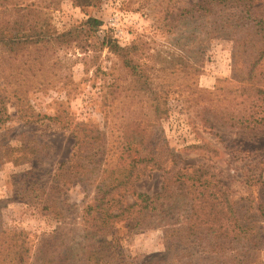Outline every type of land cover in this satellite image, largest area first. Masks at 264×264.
<instances>
[{
	"label": "rangeland",
	"instance_id": "1",
	"mask_svg": "<svg viewBox=\"0 0 264 264\" xmlns=\"http://www.w3.org/2000/svg\"><path fill=\"white\" fill-rule=\"evenodd\" d=\"M197 1L101 0L95 5L79 6L72 0H3L0 9L6 7V11L0 12V30L6 35L13 32L16 14H22L15 11L18 6L27 5L31 14L35 8L41 18L46 17L47 27L58 33L95 16L103 22L96 35L101 37L108 30L130 59L127 64L103 49L96 60L83 61L78 58V49L55 45L39 51L31 48L23 56L17 54V59L6 61L4 58L12 54L0 45V80L39 81L35 92L28 95V106L40 116H51L26 123L16 118L12 98L7 105L10 143L18 145L20 134L25 133L44 146L34 163L6 162L0 166V213L5 226L40 235L58 226L73 227L42 209L39 200L20 198L17 192L26 185L29 179H25V173L33 167L36 169L30 176L40 174L52 183L50 176L58 163L71 157L76 149L72 132L76 121L105 131L107 147L114 146L117 139L122 141L119 125L128 121V126L140 133L151 134L150 145L162 143L173 151L174 161L165 162L160 169H147L132 183L135 190L149 194L160 192L166 184L171 187L176 195L158 202L159 213L169 212L170 223L182 221L184 204L188 203L184 190L174 188L180 181L174 180L177 171L194 175V169L203 167L204 174L195 175L222 180L232 201L238 203L235 207L255 202L261 188L247 184L252 176L264 177V125L249 120L243 125L236 122L241 114L247 117L248 109L243 96L228 92L238 90L231 87L238 84L232 79V43L224 33L205 23V15L196 12L193 17L187 11ZM26 18L32 17L23 15L22 20ZM36 24L41 26V21ZM105 97L109 103L104 105ZM155 98H159L158 105ZM156 106L166 114L154 120ZM56 114H60L62 123L67 119L71 124L61 126L54 119ZM231 114L236 115L235 120ZM113 149L109 160L126 163L125 155L120 157ZM94 186L89 187L91 191ZM67 187L64 197L70 207L66 221L71 222L86 192L78 183ZM113 194L121 206L133 200L128 187H118ZM116 207H112L113 212ZM159 224L134 229L130 221H119L110 233L114 232L112 237L125 257L141 261L164 251L165 228ZM79 227L74 228L73 235L79 234ZM261 256L264 261V249Z\"/></svg>",
	"mask_w": 264,
	"mask_h": 264
},
{
	"label": "trees",
	"instance_id": "2",
	"mask_svg": "<svg viewBox=\"0 0 264 264\" xmlns=\"http://www.w3.org/2000/svg\"><path fill=\"white\" fill-rule=\"evenodd\" d=\"M72 1L79 6H89L101 0ZM1 5H4L3 0H0ZM5 11L6 7L0 9L1 13ZM15 11L22 14L14 17L13 32L6 35L3 29L0 30V45L12 54L4 58L6 61L17 59V54L23 56L31 48L39 51L55 45L78 49V58L83 61L96 60L97 53L103 49L116 54L127 64L130 61L126 59L125 49L108 30L101 37L96 35L102 30L103 22L95 16H88L79 25L58 33L47 27L46 17L41 18L35 8L32 9L34 14L27 5L18 6ZM187 11L193 17L196 12L199 16L205 15V23L224 33L232 43V79L238 84L231 87L238 90L228 92L243 96L242 102L248 109L247 117L241 114L236 122L243 125L249 120L264 125V0H198ZM23 15L32 18L23 21ZM39 21L41 26L36 24ZM37 83L40 82L25 78L0 80V166L6 162L34 163L33 160L40 157L43 142L25 133L20 134L18 145L10 143L8 122L11 115L7 111L12 98L11 103L17 109L16 118L26 123L51 119V116H40L31 111L28 106V95L35 92ZM155 100L158 105L159 98ZM104 102V105L109 103L107 97ZM157 107L154 120L166 114V110ZM230 116L234 119L236 115ZM59 118L60 114L54 117L61 126L71 124L67 119L62 123ZM119 126L122 127V141L117 139L114 146L107 147L105 131L76 121L72 125L76 149L71 157L58 163L50 176L52 183L40 174L30 176L36 167L25 173V179L29 180L18 190V196L29 201L39 200L42 209L73 227L58 226L51 233L40 235L5 226L0 213V264H264L261 256L264 249V177L258 174L248 181L247 185L261 188L255 202L235 207L238 203L232 201L222 180L212 181L195 175V172L202 174L203 167L194 169V175L177 171L174 180L180 181L174 188L184 190L188 203L184 204L182 221L170 223L169 212L160 214L158 202L176 195L171 187L166 184L160 192L149 194L135 190L132 183L147 169H160L165 162L174 161L173 151L162 143L150 145L151 134L140 133L137 128L128 126V121ZM112 147L120 157L125 155L126 163L109 160ZM132 154L135 157H131ZM74 183L81 185L86 193L74 211L72 221L68 222L66 210L70 205L64 196L67 186ZM92 186L93 191L89 188ZM121 186L128 187L133 197L123 206L113 194V190ZM116 205L117 211L113 212L112 207ZM119 221H130L134 229L160 223L165 228L164 251L150 254L141 261L129 260L112 237L114 232L110 233ZM75 227H79L77 235H73Z\"/></svg>",
	"mask_w": 264,
	"mask_h": 264
}]
</instances>
